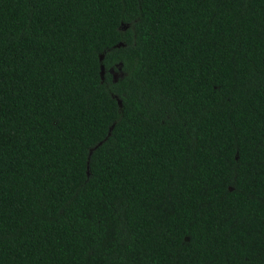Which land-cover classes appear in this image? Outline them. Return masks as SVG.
Instances as JSON below:
<instances>
[{
  "label": "trees",
  "instance_id": "16d2710c",
  "mask_svg": "<svg viewBox=\"0 0 264 264\" xmlns=\"http://www.w3.org/2000/svg\"><path fill=\"white\" fill-rule=\"evenodd\" d=\"M0 264H264V0H0Z\"/></svg>",
  "mask_w": 264,
  "mask_h": 264
}]
</instances>
